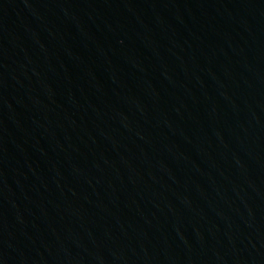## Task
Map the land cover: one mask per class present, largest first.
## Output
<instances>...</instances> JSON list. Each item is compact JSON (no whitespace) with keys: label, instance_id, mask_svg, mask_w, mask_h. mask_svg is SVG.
Returning <instances> with one entry per match:
<instances>
[{"label":"water","instance_id":"95a60500","mask_svg":"<svg viewBox=\"0 0 264 264\" xmlns=\"http://www.w3.org/2000/svg\"><path fill=\"white\" fill-rule=\"evenodd\" d=\"M0 264H264V0H0Z\"/></svg>","mask_w":264,"mask_h":264}]
</instances>
